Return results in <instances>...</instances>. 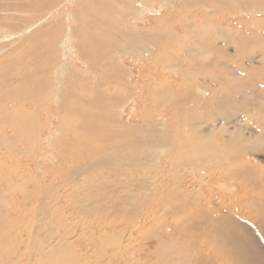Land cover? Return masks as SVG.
<instances>
[{"label": "rangeland", "instance_id": "374dc122", "mask_svg": "<svg viewBox=\"0 0 264 264\" xmlns=\"http://www.w3.org/2000/svg\"><path fill=\"white\" fill-rule=\"evenodd\" d=\"M77 1L78 5H75L74 0H0V37L9 35L8 39L0 43V50L3 49L0 53V83H2L0 92L12 86L8 83L11 78L17 79L14 87L19 86V83L21 86V80L24 79L22 77L30 71L32 77L33 75L38 77L41 69L49 67L43 60L37 61L41 59L40 44L50 46L63 30L65 32L68 27L74 26L67 17L54 20L46 31L40 30L39 23L44 20L47 22L50 17L60 15L63 11L68 14L71 11L78 12L75 27L84 28L89 34L92 31L97 34V39L100 38L101 44L104 43L102 49L104 56L102 55L100 69L93 72L87 60L85 65L77 63V66L86 70V73L93 72L92 78L87 80L88 85L91 84L90 86L94 88L99 84L103 85L99 88L107 98L124 92L123 86L108 82L107 79L110 77L106 79L110 66L106 65L114 62L116 58L128 73L122 74L129 90L121 94L122 98H128L123 108V112L126 113L123 120L126 121L128 116L135 115L136 117H129L130 120L139 124H143L144 121L148 124L145 127L152 129L153 122L159 120L170 122L169 118L166 120L161 117L154 121V113L149 112L153 107H162L167 111V115L163 114L167 118L172 108L178 106L180 109L177 112L175 110V114L179 115L185 124L183 123L184 126L176 130L167 127L164 131L166 134L169 133L167 131L170 133L167 134L165 141L168 139L169 143L165 142L167 145L164 146L159 145L161 147L157 148L162 150L157 149V152L149 156V152L144 147L141 150H135V145L118 148L116 143L122 140L130 141L133 138L131 132H125L120 138L116 135V129L119 130L118 132L125 129H120V126L111 127L110 122H104L103 117L97 114L95 117L94 114V117L86 118V122L80 120L77 123H80L79 134L90 135L92 139L86 148L69 135V128L75 126L76 120L72 117H57V106L51 98L53 89L49 88L44 93L40 107L34 103L23 102L22 106L26 110L33 111L32 118L36 127L39 125L43 129L38 139L40 161L33 158L34 151L26 152L28 144L23 146L19 144L21 147L18 146L16 151H10L8 148L0 149V236L6 235L12 241L14 237L18 239L13 235L19 233L22 236L20 239L25 241L24 245L13 246L12 256L6 255L7 248L1 249L0 264H40V262L48 264L40 260L41 254L37 255L36 261L17 255L25 253L30 255V251L37 246L32 235L37 224H42L44 230L41 233L47 238L48 236H53L54 240L56 237L65 238L64 240L69 244H77L76 239H81L80 245H71L74 250H72L73 255H70V261H65V264H264V142L261 140L263 136L253 139L254 136L249 143L251 146L240 144L236 148L228 143L225 147L227 151L239 149L236 151L237 163L249 158L256 181L259 182V178H263L256 186H244L238 180V183H235V179L231 176L221 178L228 170H222L223 167L219 162L224 165L223 162L227 159L217 158L212 161L210 156L215 155V152H212L214 149H207L205 153L202 151L206 146L205 143L210 144L211 134L209 130H202L203 128L206 130L205 125L203 127L197 124L202 122V124H213L214 129L221 128V121H227L231 117L210 116L211 112L217 113L216 110L221 108L232 113L231 116L238 115L239 118L246 120L245 124H249L247 132H254L255 126L260 127L264 124V4L258 5L255 9L242 10L234 2L170 0L171 3L165 5H161V1H154L150 9H144L141 0ZM131 2L132 5L136 4L144 9L138 15L141 17L140 20L136 21L141 35L139 40L136 39L139 44H137L138 49L142 51L139 52L140 54L126 49L123 44L118 48L110 39L114 38L113 34L119 27L112 22H121L122 26L127 27L128 22L134 20L131 14L125 15L126 11L133 13ZM160 16H165L162 26L155 23L156 17ZM42 17L43 19L39 20ZM209 17L212 21L206 19L208 22L204 24L200 21ZM92 18L98 20L99 24L98 22L96 26L91 24ZM214 18L222 19L221 23L216 22ZM104 20L108 21L107 25L113 29V33L102 27L100 21ZM34 23L36 28L21 36L25 28ZM218 25L224 28L221 32L218 30ZM163 27L171 32L173 38L165 34L162 38L164 41L159 42V39L154 41L157 30ZM116 35L115 37L119 39ZM53 48L59 49V47ZM53 48L51 53L54 57H59L55 59H58V64L65 62L66 59ZM45 57L48 58L47 55ZM75 57L80 58L78 54H75ZM157 61L159 64L162 61V65ZM50 64L54 66L57 63L52 61ZM167 65H171L170 69L163 68ZM50 75L52 74L46 75V80ZM94 77L98 79L95 80ZM100 80L104 81V84ZM78 82V92L82 94L84 88L87 97L91 98L90 94H93L94 90L90 86L82 87L83 81ZM94 83L97 85L93 86ZM13 96L7 97L8 102L16 104ZM196 97L203 99L197 100ZM141 100L143 103L139 102ZM159 103L167 106L164 107ZM144 106H146V114H149L142 120V115L141 119L137 115L141 114ZM48 108L51 111L50 115L46 111ZM105 116L109 118V115ZM113 122L119 125L116 120ZM189 124L193 126L190 127ZM1 127L3 124H0ZM229 128L231 129L232 126ZM171 133L174 135L172 136ZM214 133L216 135L213 134L212 138L215 140H219L220 137L225 139L229 135L216 130ZM255 134L258 136L263 133ZM99 136L105 141H99L101 139ZM239 136V133L234 134L233 140H237ZM182 142H186L187 145L183 147L180 144ZM95 146L96 148L100 146L98 148L102 152H98ZM247 146L252 147L253 154ZM247 149L251 154H248ZM21 150L27 154L21 153ZM136 153L139 158L144 157L145 161H128L129 155ZM105 155L115 156V163L111 162L107 166L93 164ZM118 155L120 157L117 158ZM86 159L90 160V163L85 164ZM169 159H172V162ZM217 163L219 168L216 167ZM230 166L233 167L234 164ZM44 173H47L51 179L53 176L57 178L53 190L48 195H43L42 192L45 183L48 182L43 176ZM181 181L186 190L180 187ZM25 184L26 189L23 188ZM168 188L172 190L166 191ZM27 196L36 199L43 197L46 210L38 211L40 198L31 203ZM196 201L199 202L195 203ZM220 202L223 204L232 202L235 206L230 210L231 216L237 219H224V214H220L217 208ZM196 207L200 208V211L197 212ZM204 210L210 213L201 215ZM186 217L190 219L185 221ZM219 217L222 221H217ZM5 221H13L22 229L29 231L20 229V232H16L11 228L9 230L8 226L4 225L7 224ZM99 226L102 230L100 232L97 231ZM49 227L52 230L48 235ZM105 228L109 229L105 230ZM113 230H116L117 234L110 232ZM103 231L104 234L101 233ZM159 234L163 235L160 240L156 236ZM103 238L107 240L101 243ZM161 239L166 240V243L160 248L157 245Z\"/></svg>", "mask_w": 264, "mask_h": 264}, {"label": "bare ground", "instance_id": "6f19581e", "mask_svg": "<svg viewBox=\"0 0 264 264\" xmlns=\"http://www.w3.org/2000/svg\"><path fill=\"white\" fill-rule=\"evenodd\" d=\"M154 1H161V5H165L167 3H171L170 0H141V6H144V9H150V6H153V2ZM196 1V0H195ZM194 1V2H195ZM203 2H205L204 0H202ZM218 2H221V3H226V2H234L235 5L237 4V6H239L240 8H242V10H251V9H255L256 7L261 6L262 4H264V0H216ZM75 2V5L77 4L78 5V1L77 0H74ZM115 2V1H114ZM139 2V1H138ZM136 2V3H138ZM176 2V1H175ZM197 2V1H196ZM199 2V1H198ZM81 3V2H80ZM131 5H132V2H131ZM203 5V4H202ZM207 5V4H206ZM85 6V5H84ZM177 5H175L176 7ZM113 7V5H112ZM198 7V6H197ZM80 8V6H79ZM78 8V9H79ZM195 8V7H194ZM226 8V7H225ZM133 10V13H131V11H126L128 13L125 12V15H130L133 17V21H129L128 22V25L127 27H124L122 26V23H116V22H112V24H115L116 26H119L117 31L114 32V38H110L111 39V42L112 44H114L116 47H121V45L123 44L125 46L126 49H130L131 51L133 50V52L137 53V54H140L139 52H142L140 51L137 46V40H139V37L141 36L139 34V27L137 28L136 25V21L137 20H140L141 17H139L138 15L143 12L144 9L140 8V6L134 4L132 5V8ZM96 10V9H95ZM74 11V10H73ZM222 11V10H221ZM78 12H72L70 14H68L67 12H62L60 15H57V16H53V17H50V19L45 22L42 21L40 22V30H48V28L51 26V24L53 23L54 20H58L59 18H62L65 19L67 17V20L69 22H72L74 24V26L72 27H68L67 30L62 33H60V36H55L57 37L55 39V41L51 44L50 46H45L44 44H40L41 46H39L40 50H39V55L41 57V59H38L37 56H35L37 59V61H41L43 60L44 63H48L49 67H45L44 69H41L40 71V74L38 75V77H32L31 75V71L29 73H26L25 77H22L23 80H21L22 82V85L20 86V83H19V86H14L15 85V82L17 81L16 78H11L8 83L10 85H12L11 87H8V89L0 92V124H3V127L0 128V149L2 150H5L4 148H8L10 151L11 150H17V147L21 145L23 146V144H28L29 146H27V151H29L31 153V151H34V155H33V158L37 161H40V156H39V153H38V139H39V135L43 132V129L38 125L36 127V123L33 122V114H32V110L31 111H28L26 110V108H24L22 106V103L24 102H29V103H34L37 107H40V102L43 101V97H44V93L49 89H53L52 91L54 92L51 96V98H53L54 100H52L53 103L56 104L57 106V117L59 116V118L61 116L63 117H72L75 122V126H70L69 128V135L71 137V135L75 138V141L77 143H79V145H83V146H86L88 144H90L92 142V139H90V135L87 136V135H84L82 136L81 134H79V131H78V127L80 126V123H78V121L80 120H84L86 122V118H91L92 116L94 117V114H95V117H96V114L101 116V118L103 117V120L104 122H110L109 126L111 127H117V126H120L119 128L120 129H125L124 131H120L118 132L117 129H116V135H118L120 138L121 136H124V133L125 132H131V134L133 135V138L130 140V141H124L122 140L121 142H118L116 143V146L119 148H122V147H128L130 145H135L136 148L135 150H141L142 147H144L149 153V156L154 154V152L158 149L159 150H162V148H157L159 145L161 146H164V144L166 143H169L166 140V136L167 134L170 133V131H167L169 133H165V131L167 130L166 128L168 127L169 129H172V130H176V129H181L183 125V120L181 119V117L179 115H176L175 114V110L176 112L180 109V107L178 106H174L172 108V111L170 113V115H168V117L166 118L165 116H163V114H166L167 115V111H164V109L160 106H155L153 107V110L152 111H149V112H153L154 113V121L155 120H158V118H164L166 120H168L169 118V121L168 123H165V122H161L159 120V122H153V127L154 128H150V129H147L148 127L145 125H148L146 124L144 121H143V124H139V123H135L133 122L132 120H130L129 117H134L133 115H130L127 117L126 121L123 120L124 118V115H126V113L123 112V108L125 106V104L127 103V99H124L122 98L121 94H123L124 92H127L129 91L128 90V86H127V81H125L122 76V74H128L126 73V68L119 62V61H116V58L114 60V62H110V64L106 65V66H109L108 69H109V74L106 76V79L108 82L110 83H115L117 86H123L124 88H122L124 90V92L122 91L121 94H119L118 96H115V95H112L111 97H108L101 93L102 91L100 90L99 87L103 86L101 84L97 85V83H94L93 86L97 85L98 87L95 86L94 87H91L90 85H88V81L89 78H92L93 76V72L94 71H97V69H100V67H102L101 65V60L104 56V51L102 52V49H103V46H104V43L101 44L100 42V38L98 37V39L96 38V35L94 33H92L91 31V34L87 33V31L84 29V28H76L75 25H76V15L78 16L77 14ZM48 13H46L47 15ZM57 14V13H56ZM69 16V17H68ZM118 16V15H117ZM215 16V15H214ZM48 17V18H49ZM130 17V16H129ZM228 17V16H227ZM14 19V18H13ZM42 18H40L39 20H42ZM80 19V18H79ZM93 19V18H92ZM97 19V18H96ZM102 19V18H101ZM192 19V18H191ZM206 19H211L210 17L209 18H202L200 21L204 24V23H207L208 21H206ZM215 19V18H214ZM250 19V18H249ZM38 20V21H39ZM112 20V19H111ZM128 20V19H127ZM165 20V16H160V17H156L155 19V23H159L160 26H162L163 24V21ZM36 21V22H38ZM212 21V19H211ZM214 21V20H213ZM216 22L218 23H221L222 19H215ZM256 21V20H255ZM79 22V21H78ZM86 22V20L83 22V24ZM98 22V20H94L92 22H90L91 24H95L96 26V23ZM107 22L106 20L104 21H100V24L102 25V27H106L107 30L111 31L113 33V29H111L110 26L107 25ZM198 23V22H197ZM42 24V25H41ZM72 24V25H73ZM79 24V23H78ZM99 24V22H98ZM199 24V23H198ZM202 24V25H203ZM211 25V24H210ZM82 26V24H81ZM80 26V27H81ZM99 27V25H97ZM165 26V25H164ZM189 26V25H188ZM38 27V26H37ZM101 27V28H102ZM218 30L219 32H221L224 28H221V26L218 25ZM36 28L35 26V23L34 24H31L30 26H28L27 28H25V30L23 31V33H21V36L29 31H31L32 29ZM186 28V27H185ZM116 29V28H114ZM150 30V29H148ZM166 29H161L159 28L157 30V33H156V37L154 39V41H158V39L160 40L159 42H161L163 39V35L165 34H168L167 36L168 37H172V34L170 31H166ZM59 31V29L57 30ZM98 31V30H97ZM142 31V30H141ZM147 31V30H146ZM212 31V30H210ZM214 31V30H213ZM226 31V30H225ZM90 32V31H89ZM153 32V31H151ZM187 32V30H186ZM227 32V31H226ZM49 33V31H48ZM59 33V32H58ZM213 33V32H211ZM230 33V32H229ZM62 34V36H61ZM117 34V35H116ZM143 34V33H142ZM225 34V33H224ZM101 35V34H100ZM118 36L119 39L117 37ZM196 35V33H195ZM202 35V34H201ZM109 36V33L108 35ZM175 36H177V34H175ZM174 36V38H175ZM51 37V36H50ZM60 37V38H59ZM102 37V36H101ZM112 37V36H111ZM9 38V35L8 36H4V37H0V43L6 39ZM35 38V37H34ZM62 38V39H61ZM173 38V37H172ZM199 38V37H198ZM46 39V38H45ZM52 39V38H51ZM103 39V38H102ZM169 39V38H168ZM49 40V39H48ZM180 40V39H179ZM177 40V41H179ZM105 41V40H104ZM103 41V42H104ZM107 41V40H106ZM164 41V40H163ZM120 43V45H119ZM148 43V42H147ZM154 43V42H152ZM152 43H149L150 46H153ZM152 44V45H151ZM162 44V43H161ZM135 46L134 48L133 47H129L128 46ZM139 45V44H138ZM148 45V46H149ZM32 47V46H31ZM49 47V48H48ZM53 47H59V49L57 48H53ZM51 48L53 49H57V52L58 54H60L61 57H64L66 59L65 62L63 63H60L58 64V59L55 60L56 58H59L58 56H53V54L51 53ZM151 48V47H150ZM29 49V48H28ZM32 49V48H31ZM3 49L0 50V53L2 52ZM115 50V49H114ZM60 51V52H59ZM221 51V50H220ZM146 52V51H145ZM57 54V55H58ZM75 54H78L80 58H77L75 57ZM145 54V53H144ZM48 56V58H46L45 56ZM103 55V56H102ZM143 55V54H142ZM34 56V55H33ZM12 58V57H11ZM14 60V58H13ZM76 60V61H75ZM85 60L89 61V64L91 66V69L93 72L90 71V74L86 73V70H84L83 68H79L77 66V63H80L82 65H85ZM29 61V60H28ZM52 61L56 62L57 64H54V66L52 64H50ZM121 61V60H120ZM9 62V60H8ZM158 62V61H157ZM223 62V61H222ZM225 62V61H224ZM28 63V62H27ZM23 64V63H22ZM159 64V62H158ZM164 64V63H163ZM51 65V67H50ZM137 65V64H136ZM159 65H162V61ZM20 66V65H19ZM26 66V65H25ZM170 66L171 65H167V66H164L163 68L164 69H170ZM33 67V66H32ZM54 67V68H52ZM168 67V68H166ZM1 68V66H0ZM153 69V68H152ZM175 69V68H174ZM129 70V69H128ZM102 72V71H101ZM145 72V71H144ZM38 73V72H36ZM50 73L52 75L49 76L48 80H46V75ZM171 73V72H170ZM176 73V72H175ZM24 74V73H23ZM19 75V74H18ZM149 75V74H148ZM159 75V74H158ZM13 76V75H12ZM21 76V74H20ZM24 76V75H23ZM36 76V75H35ZM41 78H40V77ZM129 76V75H128ZM127 76V77H128ZM10 77V76H9ZM19 77V76H18ZM103 78L105 77L104 75L102 76ZM95 80L97 77H94ZM20 80V78H18ZM38 79V80H37ZM98 79V78H97ZM100 79V77H99ZM128 79V78H127ZM151 79V78H150ZM153 79V78H152ZM189 79V78H188ZM35 80V81H34ZM33 82L31 84V82ZM82 82L83 81V85L82 83H80L82 85V87H89L92 88L94 90V93L93 94H90L91 95V98L87 97L88 95H86L85 93V89L83 88V93L80 94L78 92V84L79 82ZM101 81V80H100ZM5 82V81H4ZM103 84H104V81H101ZM2 84V83H0ZM18 84V82H17ZM31 84V85H30ZM6 85V84H4ZM31 86V87H30ZM5 89V88H4ZM151 89V88H150ZM90 90V89H89ZM100 90V91H99ZM116 91V90H115ZM99 93V94H98ZM14 95L13 97H15L16 101L15 103L17 104V106L14 107V105L16 104H11L8 102V99L7 97L9 98L10 96ZM93 96V97H92ZM145 96V95H144ZM147 98V97H146ZM200 98L202 97H196L197 100H200ZM142 99V97H141ZM203 99V98H202ZM143 100L139 101L141 103ZM210 101V100H209ZM13 102V101H12ZM145 102H146V99H145ZM239 102V101H237ZM80 104H82V106H80ZM161 104L162 106L165 107L166 104H162V103H159ZM230 104V102H229ZM24 105V104H23ZM146 105H147V102H146ZM243 105V104H242ZM86 106V107H85ZM167 106V105H166ZM185 106V104H184ZM244 106V105H243ZM84 107V109L82 108ZM239 107V106H238ZM247 107V106H246ZM86 108V109H85ZM162 108V109H161ZM168 108V107H166ZM188 108H191V107H188ZM37 109V108H36ZM182 109H185V108H182ZM227 109V108H226ZM30 110V109H29ZM134 110V109H133ZM146 106L143 107V110L141 112L140 115H137V117L140 118V116L142 115L143 119L144 120V117L147 116L149 113L146 114ZM49 112V115L51 114V111L49 110V108L46 110ZM15 112V113H14ZM166 112V113H165ZM217 113H213L211 112V115L212 117H214L215 115H219V116H228V117H231L229 118V120L227 121H224L222 123V127L221 128H215L213 127V124H202V122H198L197 124L200 125V126H203L205 125L206 126V130H204V128L202 129L203 131H207L209 130V134H211V142L210 144L209 143H205L206 146H204L203 148V152L205 153V151L207 149H211L213 148L214 151L212 152H215V155H212L210 156V160L212 161H215L217 158H222V159H227L226 162H223L225 163L224 165H222L220 162H219V165L222 166V170H228V171H225L223 173V175L221 176V178H226V177H229L231 176L234 180L235 183H238L241 182L242 184H244V186H249V185H253V186H256L258 185V183H261V179L263 178H259V182L256 181V177H255V174L252 172V168H251V163H250V159L248 158L247 160L242 159L240 161V163L238 164L237 163V160H236V157L238 155V152H236L237 150H229L227 151L226 150V145L228 143L234 145V147L238 148L240 144H249L251 143V139H256V138H259V136H263L261 137V140L262 142H264V124L260 125V127L258 126H255V130L254 132L255 133H263V134H260V135H256L253 131H249L247 132L246 129L249 128L248 127V123L245 124V121L244 119L242 118H239L238 115H234V116H231L232 113H230L229 111H225V109H218L216 110ZM252 112V111H251ZM106 113V114H105ZM135 114V113H134ZM181 114V113H179ZM105 115H109V118H106ZM56 116V115H55ZM136 117V116H135ZM134 119V118H133ZM99 120V119H98ZM108 120V121H107ZM117 121L118 124H115V122L113 121ZM91 121V120H90ZM95 121V120H93ZM128 121V122H127ZM140 121V120H139ZM37 122V121H36ZM99 122V121H97ZM255 122V121H254ZM39 124V123H38ZM77 124V125H76ZM88 124V123H87ZM185 124V123H184ZM258 124V123H257ZM260 124V123H259ZM82 125V124H81ZM86 125V124H85ZM97 125V124H96ZM224 125H229V126H232V128L230 129L229 126H224ZM83 126V125H82ZM103 126V125H102ZM189 126H193L191 124H189ZM85 127V126H84ZM95 127V126H94ZM105 127V126H104ZM102 127V128H104ZM204 127V126H203ZM263 127V128H262ZM87 128V127H85ZM115 129V128H113ZM166 129V130H165ZM83 130V129H82ZM86 130V129H85ZM111 130V129H110ZM165 130V131H164ZM196 130V128H195ZM215 130L218 132H225L227 134H229L225 139H222V137H220V139H214L212 138L213 134H215ZM8 131L10 133H8ZM87 131V130H86ZM155 131V132H154ZM182 131V130H180ZM192 132L194 131L193 127H192ZM89 132V131H88ZM188 132V131H187ZM191 132V133H192ZM198 132V130H197ZM114 133V132H113ZM182 133V132H181ZM239 133L240 136L237 140H233V135L234 134H237ZM96 134V133H95ZM188 134V133H187ZM193 134V133H192ZM203 134V132L201 133V135ZM223 134V133H222ZM82 137H81V136ZM99 135V134H98ZM172 135V133H171ZM174 135V134H173ZM172 135V136H173ZM178 135V134H177ZM216 135V134H215ZM170 136V135H169ZM170 136V137H172ZM181 136V135H180ZM185 136V135H184ZM189 136V135H188ZM222 136V135H221ZM101 139L102 137L99 136ZM190 137V136H189ZM194 137V136H193ZM192 137V138H193ZM196 137V136H195ZM98 138V137H97ZM130 138V137H129ZM66 139V138H65ZM99 140V141H105L104 139L102 140ZM108 139V138H107ZM174 139V138H172ZM182 139V137H181ZM187 139V138H186ZM191 138H189L190 140ZM202 139V138H200ZM193 140V139H192ZM208 140V139H207ZM170 141V140H169ZM182 141V140H181ZM201 141V140H200ZM210 141V140H209ZM230 141V142H228ZM166 142V143H165ZM172 142V141H171ZM163 143V144H162ZM190 143V141H189ZM198 143V142H197ZM196 143V144H197ZM254 143V142H253ZM21 144V145H19ZM174 144V143H173ZM183 147H185L187 144L186 142H182L180 143ZM167 145V144H166ZM237 145V146H236ZM69 146V145H68ZM159 146V147H161ZM169 146V144H168ZM199 146V145H197ZM249 146H251L249 144ZM247 146V148L249 150H251L250 152H252V147H249ZM100 147V146H98ZM96 148V150L98 152H102V151H99V148ZM201 147V146H200ZM87 148V146H86ZM91 148V147H90ZM129 148V147H128ZM134 148V147H133ZM23 149L25 150V147H23ZM131 149V148H130ZM180 149V148H179ZM183 149V148H181ZM192 149V148H191ZM247 149V151H248ZM24 150H21V153H25ZM170 150V149H169ZM201 150V149H200ZM173 151V150H172ZM195 151V150H194ZM88 152V151H87ZM94 152V151H93ZM97 152V153H98ZM132 152V151H131ZM157 152V151H156ZM249 151H248V154H251ZM38 153V154H36ZM207 153V152H206ZM237 153V155H236ZM27 154V153H25ZM90 154V153H89ZM106 154V153H104ZM142 154V152H141ZM157 154V153H156ZM174 154V153H172ZM171 154V155H172ZM186 154V153H185ZM253 154V152H252ZM11 155V154H10ZM21 155V154H20ZM131 155V154H130ZM128 158H130L128 161H135V160H143L145 161V158L144 157H141L139 158V156L136 154H133L131 155ZM194 155V154H193ZM144 156V155H143ZM197 156V155H196ZM12 157V156H11ZM120 157L119 155L117 156V158ZM192 157V156H191ZM194 157V156H193ZM208 157V156H207ZM18 158V157H17ZM16 158V159H17ZM114 158H116L115 156H104L101 158H99L97 161H95V163H93L94 165L99 164V165H109L111 162L115 163L114 161ZM147 158V157H146ZM196 158V157H195ZM204 158V157H203ZM202 158V159H203ZM19 159V158H18ZM192 159V158H190ZM200 159V158H199ZM198 159V160H199ZM123 160V159H122ZM125 160V159H124ZM170 162H172V159H169ZM178 160V159H177ZM189 160V159H188ZM193 160V159H192ZM85 164H88L90 163L88 159L85 160ZM201 161V160H200ZM211 161V162H212ZM140 162V161H139ZM203 162V161H202ZM112 163V164H113ZM130 163V162H129ZM147 163V162H146ZM204 163V162H203ZM237 163V164H236ZM231 164H234L233 167H231L230 165ZM252 164H254V162L252 161ZM171 165V164H170ZM166 166V165H165ZM220 166H218V163L216 164V167L219 168ZM230 168V169H229ZM2 169V168H1ZM210 169V168H209ZM164 170V169H163ZM172 170V169H170ZM22 171V170H21ZM244 173V174H243ZM136 174V173H135ZM26 175V174H25ZM240 175H242L240 177ZM12 176V175H11ZM44 178L46 177L47 179V183H45L46 185L44 186V190L42 191L43 192V195H48V193H50L52 190H53V185L56 184L57 182V178L56 176H53L52 179L50 177L47 176V173H44L43 174ZM42 176V177H43ZM27 178V177H26ZM25 178V180H27ZM30 178V177H29ZM33 178V176H32ZM37 178V177H36ZM167 178V177H166ZM17 179V178H16ZM15 179V180H16ZM168 179V178H167ZM172 179V178H171ZM24 180V179H23ZM170 180V179H169ZM238 180V181H237ZM247 180V182H246ZM22 181V180H21ZM19 181V182H21ZM29 181V180H28ZM31 181V180H30ZM144 181V179L142 180V182ZM180 181V180H179ZM15 182V181H14ZM28 183V182H27ZM26 183V184H27ZM34 183V182H33ZM181 186L183 188V190H186L184 186H182L183 182L181 181ZM234 183V185L236 186V184ZM20 184V183H19ZM23 185V188L26 189V186L28 185ZM31 184V183H30ZM40 186V185H39ZM174 186V185H173ZM234 186V187H235ZM30 187V186H29ZM36 187V186H35ZM179 187V186H178ZM118 188V187H117ZM28 189V188H27ZM32 189V188H31ZM39 189V188H38ZM245 193L247 192V188L245 187ZM6 190V189H5ZM99 190V189H98ZM106 190V189H105ZM172 189L168 188L166 189V191H171ZM36 193V192H35ZM31 194V192H30ZM56 194V193H55ZM117 194V193H116ZM54 195V194H53ZM61 195V194H60ZM65 195V194H64ZM47 197V196H46ZM51 197V196H50ZM53 197V196H52ZM104 197V196H103ZM26 198L29 199V202L31 203H34L36 202V200H39L40 197H38L37 199L33 196H27ZM55 198H57L55 196ZM60 199V198H59ZM57 200V199H56ZM16 201V200H15ZM53 202V201H52ZM199 201H196L195 203H198ZM21 205V203H20ZM26 205V204H25ZM115 205V204H114ZM117 205V204H116ZM27 206V205H26ZM235 206L232 202L230 203H225L223 204L222 202H220L218 204V210L221 212L220 214H224V219L226 220H234V219H237V218H234L232 215V213L230 212V210L232 209V207ZM46 207V204L43 203V197L40 198V202L38 203V211L40 212H43V209ZM118 207V206H117ZM174 207V206H173ZM22 210H24L23 207H21ZM20 208V209H21ZM135 208V207H134ZM197 208V212L200 211V208L196 207ZM226 208V209H224ZM18 209V207H16V210ZM48 209V208H47ZM102 209V208H101ZM122 209V208H121ZM199 209V210H198ZM238 209V208H237ZM46 210V209H44ZM73 210V209H72ZM27 212V210H26ZM80 212V211H79ZM223 212V213H222ZM210 212H207L206 210L203 211V213H201V215L205 216L207 214H209ZM28 214V212L26 213ZM25 214V216H26ZM103 214V212H102ZM101 214V215H102ZM200 215V213H199ZM91 216V215H90ZM43 217V216H42ZM212 217V216H211ZM230 217V218H229ZM240 217V216H239ZM243 217V216H242ZM45 218V217H44ZM56 218V217H55ZM87 218V217H85ZM220 218V217H219ZM217 218L218 220L217 221H222V219L220 218ZM233 218V219H232ZM34 219V218H33ZM190 219V217H186L184 218L185 221H188ZM240 220V219H239ZM16 221V220H15ZM41 221V220H40ZM46 222L48 220H45ZM90 221V220H89ZM92 221V220H91ZM241 221V220H240ZM7 224H4V225H7L8 226V229L10 230H15L16 232H20V229L21 231H25V232H28L24 229H22L21 227H19L16 223H14L13 221H5ZM37 222V221H36ZM50 222V221H49ZM107 222V221H106ZM86 223V222H85ZM109 223V222H108ZM99 224V223H98ZM243 224H246L243 222ZM42 225V224H41ZM40 224H37L35 226V231H34V234L33 235V238H35V243H37L36 247L34 250L30 251V255L27 253L25 254H17L19 257H22V258H26L28 257L29 260H37L38 259V256H40V260L41 261H46L48 262V264H65V261L69 262L70 261V255H73L72 252L74 251L72 248V246L74 245H80L81 243V239L80 238H77L76 241H77V244H69L68 242H66V240L64 239H61V237H56V240H54V237L53 236H48L45 237L44 235H42V229L43 227L41 226ZM165 225V224H164ZM51 226V225H50ZM93 226V225H92ZM97 226V225H96ZM163 226V225H162ZM24 227V226H23ZM26 227V226H25ZM29 226H27L28 228ZM108 227V226H107ZM244 227V226H243ZM56 229V228H55ZM109 228H105V230H107ZM126 229V228H125ZM52 228L49 227V231H48V235H49V232H51ZM74 230V229H73ZM87 230V229H86ZM100 226L99 228H97V231L100 232ZM6 231V230H5ZM89 231V229H88ZM102 231V230H101ZM176 231V230H175ZM14 232V231H13ZM60 232V231H59ZM84 232V231H83ZM111 233L113 234H117L116 230H113V231H110ZM2 233V232H1ZM102 234H104L105 232H101ZM66 234V233H65ZM94 234V233H93ZM8 235V234H7ZM12 235V234H11ZM19 235V236H18ZM52 235V234H51ZM61 235V233H60ZM96 235V234H95ZM120 235V234H119ZM13 236H17L18 239H14L11 241L9 239L8 236H4V235H1L0 236V251L1 249H6L7 250L5 251L6 252V255H9V256H12L13 253V246L14 245H18V244H22L24 245L25 244V241L23 239H20L21 234H14ZM104 236V235H103ZM108 236V235H107ZM157 236V239L160 240V238L163 236V235H156ZM212 236V235H211ZM117 237V236H116ZM113 238V237H111ZM89 240V239H88ZM92 240V239H91ZM94 240V239H93ZM103 240H107L105 238L101 239V243H103ZM121 243V242H120ZM166 243V240H162L158 243V247H162L164 246ZM168 243V242H167ZM205 243V242H204ZM87 244V243H86ZM31 245V244H29ZM72 245V246H71ZM97 245V244H96ZM107 245V243H106ZM207 246V243L205 244ZM102 246V245H101ZM95 247V246H94ZM21 248V247H20ZM80 248V247H79ZM91 248V247H90ZM96 248H99L96 246ZM23 249V248H22ZM18 250V249H17ZM73 250V251H72ZM80 250V249H79ZM96 250V249H95ZM94 250V251H95ZM103 250V249H102ZM105 250V249H104ZM87 251V249H86ZM93 251V250H92ZM104 252V251H103ZM102 252V254H103ZM96 253V252H95ZM85 254V253H84ZM92 254V253H91ZM5 255V254H4ZM38 255V256H37ZM90 256V254H89ZM110 256V255H109ZM75 257V256H74ZM21 258V259H22ZM27 258V259H28ZM104 258V257H103ZM69 260V261H68ZM16 262V261H15ZM43 263V262H42ZM75 263V262H74ZM41 264V262H40ZM76 264V263H75ZM79 264V263H78Z\"/></svg>", "mask_w": 264, "mask_h": 264}]
</instances>
